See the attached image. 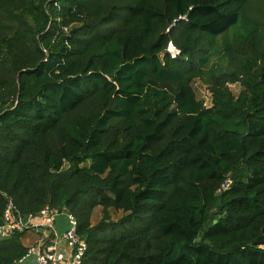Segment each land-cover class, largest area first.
<instances>
[{"label":"trees","instance_id":"trees-1","mask_svg":"<svg viewBox=\"0 0 264 264\" xmlns=\"http://www.w3.org/2000/svg\"><path fill=\"white\" fill-rule=\"evenodd\" d=\"M239 18L204 108L193 82ZM1 74L0 224L65 208L81 264H264V0H0Z\"/></svg>","mask_w":264,"mask_h":264},{"label":"built area","instance_id":"built-area-1","mask_svg":"<svg viewBox=\"0 0 264 264\" xmlns=\"http://www.w3.org/2000/svg\"><path fill=\"white\" fill-rule=\"evenodd\" d=\"M67 33L68 29L63 28ZM171 58L179 55L172 43H169L166 49ZM193 86V85H192ZM194 89V87H193ZM195 90V89H194ZM204 108L212 106V94L209 89L200 90V98ZM230 180H226L217 191L229 188ZM61 211L66 212L68 229L59 232L55 227V217ZM78 223L76 218L66 210L44 205L36 214L22 216L12 205L8 203L2 216L0 224V238H10L16 231H25L36 235L35 239L27 247L24 256L13 264H21L27 257H34L36 264H81V260L86 251V242L78 233ZM45 231L47 234H40ZM22 242H28L26 235L22 237ZM61 245L63 249H61Z\"/></svg>","mask_w":264,"mask_h":264},{"label":"rangeland","instance_id":"rangeland-1","mask_svg":"<svg viewBox=\"0 0 264 264\" xmlns=\"http://www.w3.org/2000/svg\"><path fill=\"white\" fill-rule=\"evenodd\" d=\"M261 8L262 7H260V4H257L255 2L250 3L248 10L246 12L247 19L253 18V20H256L255 17L257 18L258 15H260V13L258 12L261 10ZM242 20L243 19L239 18L237 24L231 27L225 35L217 36L216 39L214 40L213 49L211 50V55H210V63L208 67L205 69V75L203 78L197 79L193 82V87L195 89L198 98H200V90L209 89L208 75L210 74V72H212V70L215 71L217 74L225 73L229 70L230 67L228 65V61L226 57L224 58L223 56V44L226 41L235 40L236 38H238L239 36L243 35L246 32L247 28L245 27L244 22ZM5 22L7 25H9V27L3 31V35L9 37L14 36L17 31V27L15 26L13 19L5 20ZM2 24H4V21L2 22ZM0 76L3 77V74H1ZM228 87L230 91L235 95L240 90V86L238 84H228ZM118 216H120V213L118 215H114L113 217L116 218ZM99 218H100V209L96 208L94 209L92 215L93 224L96 223L99 220ZM55 227L58 229L59 232H63L68 229V222L65 211H61L59 214L56 215ZM23 244L24 246L28 247L31 244V241H29L28 239V242H23ZM32 259L33 258L27 259L21 264H31L30 261Z\"/></svg>","mask_w":264,"mask_h":264},{"label":"crops","instance_id":"crops-1","mask_svg":"<svg viewBox=\"0 0 264 264\" xmlns=\"http://www.w3.org/2000/svg\"><path fill=\"white\" fill-rule=\"evenodd\" d=\"M40 234H47V233H46L45 231H40V232H39V235H40ZM24 235H26V237H28L29 241H31V242H32V241L35 239V237H36V235H34V234H32V233H25ZM22 243H23V242H22ZM23 245H24V244H23ZM61 249H63V246H62V245H61ZM263 249H264V247H263ZM30 258H33V259L30 261V263H31V264H36V263H35V258H34L33 256H32V257H27L24 261H26L27 259H30ZM24 261H23V262H24ZM23 262H22V263H23Z\"/></svg>","mask_w":264,"mask_h":264},{"label":"water","instance_id":"water-1","mask_svg":"<svg viewBox=\"0 0 264 264\" xmlns=\"http://www.w3.org/2000/svg\"><path fill=\"white\" fill-rule=\"evenodd\" d=\"M65 210V208H63Z\"/></svg>","mask_w":264,"mask_h":264}]
</instances>
